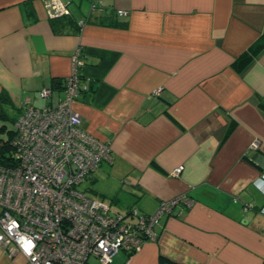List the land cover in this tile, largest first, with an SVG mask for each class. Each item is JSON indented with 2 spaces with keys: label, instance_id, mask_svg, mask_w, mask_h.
<instances>
[{
  "label": "crops",
  "instance_id": "0c3cea01",
  "mask_svg": "<svg viewBox=\"0 0 264 264\" xmlns=\"http://www.w3.org/2000/svg\"><path fill=\"white\" fill-rule=\"evenodd\" d=\"M65 1L73 21L88 19L55 31L46 0H0V93L16 114L24 101L41 106L39 89L67 77L80 46L89 88L72 106L112 154L90 180L105 176L114 204L127 193L124 210L192 200L158 219L154 239L108 263L261 264L264 0H103L92 13L90 0ZM255 42L261 48L238 69ZM0 264L25 257L0 245Z\"/></svg>",
  "mask_w": 264,
  "mask_h": 264
},
{
  "label": "built area",
  "instance_id": "2783aa9c",
  "mask_svg": "<svg viewBox=\"0 0 264 264\" xmlns=\"http://www.w3.org/2000/svg\"><path fill=\"white\" fill-rule=\"evenodd\" d=\"M46 7L49 18L70 14L65 0H46ZM102 10L103 0H90L91 13ZM70 58L71 71L61 89H39L41 106L24 101L14 118L12 157L0 162V245L20 252L25 264L108 263L119 250L134 252L154 239V225L177 203L192 202L181 194L162 199L151 213L134 206L120 212L102 196L76 188L103 161L111 162L112 154L107 141L80 126L72 103L89 88L88 80L79 76L80 46ZM257 146L255 139L249 148ZM183 167L176 165L171 175L177 176Z\"/></svg>",
  "mask_w": 264,
  "mask_h": 264
},
{
  "label": "trees",
  "instance_id": "16d2710c",
  "mask_svg": "<svg viewBox=\"0 0 264 264\" xmlns=\"http://www.w3.org/2000/svg\"><path fill=\"white\" fill-rule=\"evenodd\" d=\"M51 24L55 31H61L65 27L77 25L76 20L73 21V19L70 17V14L51 18ZM124 24L125 23H121L120 25H124ZM260 43L261 42H255L253 45H251L247 51H245L235 59L233 64L238 69L245 67L253 59L257 51L261 48ZM79 76L82 78L80 73ZM51 81L52 84L49 87L53 89H61L63 87L64 80L58 78H52ZM0 98H1V103H0V121H1L8 117L7 111L9 110V108L12 107L8 104L9 98L4 91L0 93ZM14 118H15L14 116L11 118L13 123H14ZM4 130L7 131L6 133L7 137L6 138L0 137V162L1 161L5 162L7 159H10L12 157L13 139L15 137L14 127L13 129L7 130L6 125L0 123V133L3 132ZM6 152H8V154H6ZM117 198L118 197H112L111 200L114 201ZM160 260L162 263L163 258L161 257ZM261 264H264V260H262Z\"/></svg>",
  "mask_w": 264,
  "mask_h": 264
},
{
  "label": "rangeland",
  "instance_id": "374dc122",
  "mask_svg": "<svg viewBox=\"0 0 264 264\" xmlns=\"http://www.w3.org/2000/svg\"><path fill=\"white\" fill-rule=\"evenodd\" d=\"M8 113V117L6 119H3L0 121V123L5 124L6 125V129H13L14 124L11 120V118L14 116L16 117V109L15 108H9V110L7 111ZM7 131L4 130L3 132L0 133V137H7ZM6 154H8V152H6ZM115 184V183H114ZM77 189L84 191L86 194L90 195V194H103V198H105L106 200L111 201V194H109V190L111 188H113V185L107 181L105 179V176H100L98 177V179L96 180H90V178H86L82 183L78 184L76 186ZM127 193H124L122 195L119 196V202L114 204L112 202V206L115 207L118 211H124V204H129V203H125L127 202V200H129L131 197H127ZM126 200V201H125ZM120 252H122L121 250H119ZM120 252H118L115 257L117 255L120 254ZM93 261V259H91ZM94 264H110V263H102L99 262L98 260H94Z\"/></svg>",
  "mask_w": 264,
  "mask_h": 264
},
{
  "label": "clouds",
  "instance_id": "9594fccd",
  "mask_svg": "<svg viewBox=\"0 0 264 264\" xmlns=\"http://www.w3.org/2000/svg\"><path fill=\"white\" fill-rule=\"evenodd\" d=\"M262 177H264V176H262ZM262 209H264V208H262ZM262 209H261V211L264 212V210H262Z\"/></svg>",
  "mask_w": 264,
  "mask_h": 264
}]
</instances>
